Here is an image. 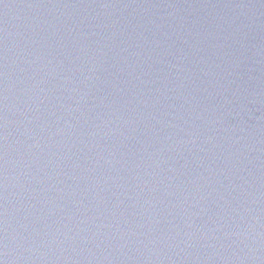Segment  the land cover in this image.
<instances>
[{
	"label": "water",
	"instance_id": "95a60500",
	"mask_svg": "<svg viewBox=\"0 0 264 264\" xmlns=\"http://www.w3.org/2000/svg\"><path fill=\"white\" fill-rule=\"evenodd\" d=\"M2 264H264V0H0Z\"/></svg>",
	"mask_w": 264,
	"mask_h": 264
},
{
	"label": "snow or ice",
	"instance_id": "6c2138e0",
	"mask_svg": "<svg viewBox=\"0 0 264 264\" xmlns=\"http://www.w3.org/2000/svg\"><path fill=\"white\" fill-rule=\"evenodd\" d=\"M0 264H2V261H0Z\"/></svg>",
	"mask_w": 264,
	"mask_h": 264
}]
</instances>
